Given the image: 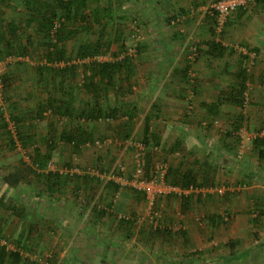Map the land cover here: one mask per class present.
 I'll return each mask as SVG.
<instances>
[{"label": "rangeland", "instance_id": "1", "mask_svg": "<svg viewBox=\"0 0 264 264\" xmlns=\"http://www.w3.org/2000/svg\"><path fill=\"white\" fill-rule=\"evenodd\" d=\"M20 1L0 0V34L8 38L4 26L14 19L20 27L15 45L27 46L21 59L11 61L2 73L0 247L17 252L19 264H264V159H258L264 145H257L264 138L252 137L264 132V63L243 40V28L228 37L225 30L233 20L260 29L264 16L251 18L264 12L258 0L249 7L251 17L243 20L244 13L234 14L220 31L215 23L207 36L202 26L207 22L210 28L208 10L215 0H176L187 7L181 10L168 9L172 0H159L156 6L154 0H86L85 19L68 25L74 34L64 47L69 56L76 44L102 37L103 51L59 62L42 57ZM156 17L161 25L153 35ZM210 37L226 49L222 58L203 53ZM125 56L134 73L129 80L116 77L103 100L108 108L118 102V115L108 121L105 116L85 119L81 112L90 111L92 104L82 87L87 81L83 65ZM66 65L75 66V76L60 80L53 70ZM241 70L243 104L235 106L226 95L237 87ZM70 89L72 116L53 115L47 100L59 104L61 93ZM40 109L41 117H36ZM12 116L24 119L20 137ZM145 122L147 144L142 141ZM68 131L81 137L76 147L61 138ZM140 145L145 154H153L146 178L156 175L161 164L193 171L197 191L188 194L185 213L174 193L155 198L149 206L141 192L108 179L122 166L128 180ZM34 149L40 157L50 155L44 168L33 164ZM48 171L73 178L63 194L50 195L37 180L36 173ZM83 177L86 184L75 190L74 182ZM91 187L92 198L85 203ZM121 191L127 201L117 211ZM92 206L107 215H96ZM156 230L158 236L149 235ZM180 231L184 235H176Z\"/></svg>", "mask_w": 264, "mask_h": 264}, {"label": "trees", "instance_id": "2", "mask_svg": "<svg viewBox=\"0 0 264 264\" xmlns=\"http://www.w3.org/2000/svg\"><path fill=\"white\" fill-rule=\"evenodd\" d=\"M19 4L20 0H14ZM24 7L27 10L28 18L27 24L31 26L34 31L33 35L36 37V42L38 46H41L42 49V57H44L48 62L52 61H66L68 59H83L86 56H91L103 51L104 44L102 43L101 38L98 37L93 43H80L76 44L71 55L67 56L66 49L64 47V42L69 38L71 33L67 30L68 25H71L72 22L77 21L78 19H85L83 16V10L86 6V0H23ZM257 5L264 7V0H258ZM110 7V4H109ZM213 16L212 24H210V29L214 27L215 22V12L213 9L209 8L208 10ZM244 13V11H243ZM175 18V17H174ZM173 19V18H172ZM171 19V20H172ZM55 21L58 22V27L55 26ZM168 22V20H167ZM5 30L8 34V38H6L3 33L0 34V60H3L5 56L16 55L17 57H22L26 51L27 46L15 45V38L18 35V29L20 28L16 25L14 19L8 20L5 24ZM31 30V31H32ZM212 31V30H211ZM210 36L214 37V33L210 32ZM11 39L12 41H10ZM26 44L31 45V39H27ZM61 44V45H60ZM106 49H108V44H105ZM206 50L203 51L204 54L210 56L214 59L222 58L225 53V48L218 41H215L212 37L205 43ZM200 51V50H198ZM202 53V51H201ZM84 72L86 74V79L82 84V87L86 90V93L91 96V100H86L88 103L92 104L90 111L81 112V116L85 119H96L99 117H108L114 118L118 115V108H108L104 107L103 100L108 96L107 91L114 87L115 78H119L120 80H129L130 76L134 73V65L130 58L127 56L123 57L120 60H115L114 62H90L89 64L83 65ZM53 70V69H52ZM55 74L60 75V80H63L66 75L70 74L71 76H75V66L74 65H66L64 68L60 70H53ZM243 70L238 72V82L234 89L232 88L226 95L227 102L231 103L235 106H241L243 104L242 96L245 90V77L243 74ZM186 74H183L184 83H188V80L185 78ZM6 77L2 76V82L5 83ZM60 81V88H61ZM62 89V88H61ZM121 91H124L120 89ZM61 99L59 104L53 103L52 99L47 100L46 107L49 108L50 112L53 115L62 113L67 116H72V104L74 96L72 94L71 89L68 92L61 93ZM87 106V105H86ZM45 109V108H44ZM105 109V110H104ZM43 109H40L36 113V117H41ZM63 111V112H62ZM32 116H29L28 119H31ZM15 126V132L17 137H20V132L23 126V120L19 119L16 116L11 117ZM238 124L234 125V129ZM5 128V126H2ZM149 132V125L145 122L143 127V143L147 144V136ZM61 138L65 140L67 143L75 144L77 139L81 137H76L74 132L68 131L61 135ZM257 143L258 148L264 145V141L259 140ZM9 144H13V140L9 137ZM35 151V160L33 159V164L37 165L39 169L44 168L48 160L50 159V155L47 153L45 156L40 157L39 151L34 149ZM153 154L146 153L145 154V175L148 170L151 168V162L153 160ZM258 159H264V147L259 148L258 150ZM175 166V165H174ZM37 180L40 183H43L46 191L50 195H60L63 194L66 186L69 182H73V178L68 177L67 175H61L58 172H40L36 173ZM166 180L171 179V185L177 186L180 188H188V186H196L197 180L191 169L181 170L179 168H169L167 175L165 176ZM5 179V178H4ZM79 180V179H78ZM81 183H75V190H79L81 184H86V178L83 177L80 179ZM117 186L114 187L115 191L117 190ZM91 192H88L86 199H84L85 203H89L93 194V187L90 188ZM180 211L185 213L188 208L187 203L189 202V196H180ZM127 201V194L123 191L119 192V198L117 203L115 204V210L122 211L124 204ZM92 211L95 212L98 216L107 215L104 211H97L95 207L92 206ZM123 222V221H121ZM176 235H184V231L177 232ZM158 231H150V236H158ZM185 238V237H184ZM186 239V238H185ZM10 256V264H19L20 256L17 252H8L5 250L4 246L0 247V264H5V259Z\"/></svg>", "mask_w": 264, "mask_h": 264}, {"label": "built area", "instance_id": "3", "mask_svg": "<svg viewBox=\"0 0 264 264\" xmlns=\"http://www.w3.org/2000/svg\"><path fill=\"white\" fill-rule=\"evenodd\" d=\"M255 1L256 0H215L212 2L209 8L213 9L215 12L216 31H220L226 22L231 19L236 12L248 10L249 7L255 3ZM194 51L195 48H193V52ZM192 55L195 57V53ZM20 59V57L14 58L9 56L3 60H0V101L2 92V73L4 68L11 61L16 62ZM106 120L108 121L109 118ZM252 137L264 138V132L253 134ZM135 162L136 164L134 170L131 172L128 180L126 179L127 177L124 178V168L122 166H119L117 172L112 173L108 179L121 186L129 185L133 189L141 192L145 195L149 206L153 204L155 198L164 196L168 193H174L180 197L197 191V189L192 185L184 189L168 184L165 180V176L169 170V166L167 164L159 165L156 168V175L152 176L151 178H146L145 153L143 152L141 145L138 147V151L135 154Z\"/></svg>", "mask_w": 264, "mask_h": 264}, {"label": "crops", "instance_id": "4", "mask_svg": "<svg viewBox=\"0 0 264 264\" xmlns=\"http://www.w3.org/2000/svg\"><path fill=\"white\" fill-rule=\"evenodd\" d=\"M159 0H154V2H155V4H154V6H156V3H159L158 2ZM194 1V4L195 3H197L198 2V0H193ZM200 1H202V0H200ZM184 3H185V1H184ZM179 9V10H181V8H187V7H185V6H183L182 5V2L181 1H176V0H172V3H169V7H168V9L169 10H172V9ZM149 9V8H148ZM147 9V10H148ZM199 9H200V7H199ZM149 11L150 10H148V13H149ZM168 11V10H167ZM249 12V9L248 10H246V11H244V15H245V17H242L241 19H245L246 17H248V16H250V15H248L247 13ZM237 13H243L242 11H238V12H236L235 13V15L237 14ZM154 16V15H153ZM256 16H264V12H260L259 14H256V15H252V17L251 18H253L254 17V19H255V17ZM183 18V17H182ZM247 19V18H246ZM254 19H251L250 21L252 22V21H254ZM153 20V24H152V30H153V35L156 33L155 31H159L158 30V27L161 25V23L158 21V17H156V19L155 18H153L152 19ZM243 20H241L240 21V23H243ZM172 21V20H171ZM170 21V22H171ZM257 21V20H256ZM169 22V23H170ZM205 24H204V26H202L204 29H205V32H207V33H205L204 35L205 36H207L208 35V31H210V28L208 27L209 26V24H207V22H204ZM258 25H260L261 27H260V29H258V30H252V28L251 27H249L248 26V23H247V26H241L237 21H235V20H233V21H231V23L227 26V28H225V30L227 31L226 32V36L228 37V35L230 36V35H233L231 32H235V31H238L239 29H241V28H243V31H245V36H243L244 37V39L243 40H245L246 41V43H248L250 46H252V47H254L255 48V50H254V53L257 55V56H259V59L261 58V60H263V63H264V38H263V26H264V20H262V19H259V22H258ZM207 27H208V29H207ZM255 31V32H254ZM246 32H247V34H246ZM230 33V34H229ZM253 33L255 34V35H253ZM248 35V36H247ZM257 35H260L259 37H257ZM252 36H254V38L252 37ZM252 57H254V54H253V56ZM114 106H118V102L117 103H115V104H113V106H110L111 108H114ZM178 114H180V111H179V113ZM167 129L168 130H170L171 132H172V127L171 126H168L167 127ZM174 129V128H173ZM196 261V263H197V260H195ZM192 263L193 264H195V262H194V260L192 261ZM191 263V264H192Z\"/></svg>", "mask_w": 264, "mask_h": 264}]
</instances>
